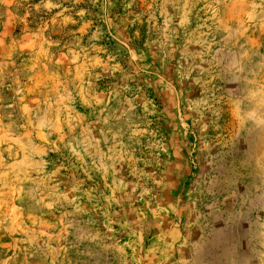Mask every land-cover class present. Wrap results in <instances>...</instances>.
Returning a JSON list of instances; mask_svg holds the SVG:
<instances>
[{"label":"rangeland","instance_id":"1","mask_svg":"<svg viewBox=\"0 0 264 264\" xmlns=\"http://www.w3.org/2000/svg\"><path fill=\"white\" fill-rule=\"evenodd\" d=\"M0 264H264V0H0Z\"/></svg>","mask_w":264,"mask_h":264}]
</instances>
